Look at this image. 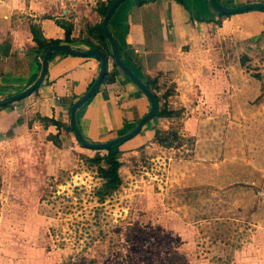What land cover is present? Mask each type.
<instances>
[{
	"label": "rangeland",
	"instance_id": "1",
	"mask_svg": "<svg viewBox=\"0 0 264 264\" xmlns=\"http://www.w3.org/2000/svg\"><path fill=\"white\" fill-rule=\"evenodd\" d=\"M222 58L218 108L205 101L186 130L176 120L171 148L121 150V186L102 203L83 157L103 149L11 155L0 264H264V47Z\"/></svg>",
	"mask_w": 264,
	"mask_h": 264
},
{
	"label": "crops",
	"instance_id": "2",
	"mask_svg": "<svg viewBox=\"0 0 264 264\" xmlns=\"http://www.w3.org/2000/svg\"><path fill=\"white\" fill-rule=\"evenodd\" d=\"M257 1L264 2L220 0L229 7ZM107 5V0H0V99L24 90L39 75L42 52L32 39L31 24L39 25L46 39L65 43L64 30L55 19L70 21L73 41L67 44L88 49L89 43L100 44L96 31L88 28L101 23V12ZM108 29L125 64L150 85L158 104L166 100L168 109H183L181 117H153L139 134L120 146L121 150L146 143L158 146L156 130L174 128V122L181 118L186 130L189 121L184 118L207 100L216 110L223 88V54L235 52L236 47H264V11L221 17L207 0H126L110 17ZM107 47L110 51L109 44ZM114 67L118 70L116 80L99 85L76 112V125L91 142L130 131L149 110L146 97L109 56L107 69ZM98 70L99 61L94 57L52 55L43 83L29 95L0 107V167L13 165L11 155L19 157L22 151L31 158L36 143L57 151L76 150L79 143L68 130L69 110ZM170 89L173 92L164 99L163 93ZM197 100L200 103L194 105L192 101ZM50 135L57 137L59 146L49 140Z\"/></svg>",
	"mask_w": 264,
	"mask_h": 264
},
{
	"label": "water",
	"instance_id": "3",
	"mask_svg": "<svg viewBox=\"0 0 264 264\" xmlns=\"http://www.w3.org/2000/svg\"><path fill=\"white\" fill-rule=\"evenodd\" d=\"M124 1L126 0H114L107 7L106 12L101 19V30L110 46V53L114 64L131 80V82L139 89V91L143 93V95L146 97V99L149 102V110L138 120V122L136 123L133 129L121 135H118L114 138H111L107 141L91 142L84 138L81 131L76 125V112L91 98L94 92L98 89L102 79L105 76V72L107 69L108 58L105 56L103 51H101L99 48L96 47H91L88 49H77L67 43L52 44L47 46L41 51L42 59L39 61L40 71L36 80L24 90L0 99V107L29 95L43 83L45 76L47 74L49 59L55 51H62L78 57H96L99 60V70L95 79L93 80L90 87L85 91V93L72 103L69 110V127L72 130L75 138L77 139L78 143L81 146L89 149L99 150V149L109 148L114 145L116 146L122 145L126 141L132 139L137 134H139L142 128L146 125V123L156 115L157 102L155 100L153 93L146 87V85L138 77H136L133 74L131 69L125 64L122 57L121 48L108 29V21L110 17L117 9V7L120 4H122ZM207 1L209 7L216 15H231L249 10L264 11V2H259V1L246 2L233 7L225 6L218 0H207Z\"/></svg>",
	"mask_w": 264,
	"mask_h": 264
},
{
	"label": "trees",
	"instance_id": "4",
	"mask_svg": "<svg viewBox=\"0 0 264 264\" xmlns=\"http://www.w3.org/2000/svg\"><path fill=\"white\" fill-rule=\"evenodd\" d=\"M113 1L114 0H108V5H110ZM106 9L107 8H105L101 12L102 16L105 14ZM220 16L223 17V16H228V15H220ZM55 23L59 25L61 28H63L64 30L63 42L71 43L73 41L71 39V33L73 29L72 22L67 21L65 19H55ZM88 29L92 31L93 30L96 31L95 36L100 41V44L89 43L88 44L90 46L89 48L91 47L99 48L101 51H103V53L105 54L107 58L111 56V53L107 47L108 42L105 39L102 33V30H101V23L98 24L96 27H89ZM30 32L32 35V39L36 44V48L38 52L42 51L44 48H46L49 45L61 43L60 40L46 39L42 35L40 26L37 24L30 25ZM57 53H65V52L55 51L52 55H55ZM117 75H118V70L115 67L112 70L106 69L105 76L102 79L100 85L104 83H113L116 80ZM146 87L153 93L155 100L157 102V112L154 117H165V118L181 117V113L183 109H179V110L168 109L166 100L162 102L161 104H158L159 99L155 95V93L153 92L152 88L150 87L148 83L146 84ZM172 92H173L172 89L166 91L165 93H163V98L166 99ZM10 104L11 103L4 105L2 107H7ZM51 121L53 122V124H56V125L58 124L54 120H51ZM68 130L72 132L70 127H68ZM178 137H179V133L177 129H174V128H171L165 131L156 130L155 135H154V141L158 146L162 148H171L173 144L175 143V141L178 139ZM48 138L55 145L59 146L57 137L50 135ZM120 146L121 145L119 146L114 145L109 148H105L103 149L105 151V154H102V155L97 153L92 157H88V156L83 157L85 165H87L88 168L95 169L96 176L100 180L99 185L94 187L92 190V195L95 197L98 203H102L105 201V199L111 197L121 186L122 181H121L119 169L122 166V162L120 160L122 151L120 149Z\"/></svg>",
	"mask_w": 264,
	"mask_h": 264
},
{
	"label": "built area",
	"instance_id": "5",
	"mask_svg": "<svg viewBox=\"0 0 264 264\" xmlns=\"http://www.w3.org/2000/svg\"><path fill=\"white\" fill-rule=\"evenodd\" d=\"M262 196L264 197V192L262 193Z\"/></svg>",
	"mask_w": 264,
	"mask_h": 264
}]
</instances>
